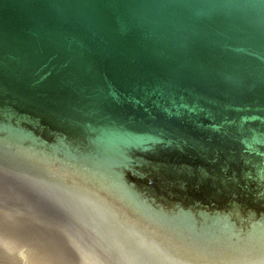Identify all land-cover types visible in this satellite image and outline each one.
<instances>
[{"label":"water","instance_id":"1","mask_svg":"<svg viewBox=\"0 0 264 264\" xmlns=\"http://www.w3.org/2000/svg\"><path fill=\"white\" fill-rule=\"evenodd\" d=\"M0 264H264V0H0Z\"/></svg>","mask_w":264,"mask_h":264}]
</instances>
